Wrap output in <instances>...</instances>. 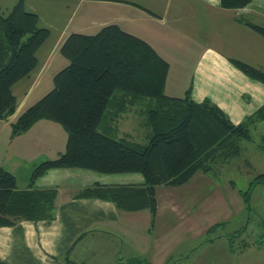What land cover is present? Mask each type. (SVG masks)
<instances>
[{"label":"trees","instance_id":"16d2710c","mask_svg":"<svg viewBox=\"0 0 264 264\" xmlns=\"http://www.w3.org/2000/svg\"><path fill=\"white\" fill-rule=\"evenodd\" d=\"M250 2L220 0V5L240 9ZM244 23L264 38V27ZM49 34V28L41 25L24 0H18L8 12H0V119L15 113L13 86L37 67V50ZM60 53L67 63L54 75L52 89L11 123V132L18 136L38 121H52L67 133L65 149L34 167L26 189H19L15 175L0 167V227L23 220L54 219L58 188H38L35 182L51 169L79 168L101 174L141 173V184L94 183L74 196L106 200L122 211L148 210L152 228L158 186L180 187L198 173H217L242 155L243 143L252 140V130L264 122V104L234 123L211 100L195 101L191 87L183 96L166 94L168 61L147 41L117 24L105 25L95 34H70ZM231 62L264 83V70L235 59ZM135 107L143 117L142 141L130 134L118 135L121 119ZM257 178L264 179V173L253 180L249 190ZM249 190L243 194L246 206ZM225 224L211 225L206 230L207 241L227 236H214ZM245 227L228 236L231 252ZM256 241L264 246V230ZM146 263L142 258L123 262Z\"/></svg>","mask_w":264,"mask_h":264},{"label":"crops","instance_id":"0c3cea01","mask_svg":"<svg viewBox=\"0 0 264 264\" xmlns=\"http://www.w3.org/2000/svg\"><path fill=\"white\" fill-rule=\"evenodd\" d=\"M17 1L0 0V12H8ZM24 3L50 34L37 50V67L13 86L15 113L7 120L0 119V167L15 175L19 189L28 187L36 165L65 149L67 133L52 121H38L18 136H12L11 123L52 89L54 75L67 63L61 45L72 33L95 34L105 25H119L147 41L168 61L166 94L183 96L191 87L195 101L211 100L234 123L264 104V83L248 77L231 62L235 59L264 70V38L244 23L264 27V0H251L240 9L223 8L220 0ZM74 169H51L36 180L38 188H58L55 217L0 227V264H123L121 259L131 258L165 264L172 259L173 224L169 217L165 219L166 206L158 197L163 188H157L158 210L152 229L148 210L122 211L106 200L74 196L94 183L141 184V173L85 170L83 176L92 178L93 183L73 186L70 173L79 174L70 172Z\"/></svg>","mask_w":264,"mask_h":264},{"label":"rangeland","instance_id":"374dc122","mask_svg":"<svg viewBox=\"0 0 264 264\" xmlns=\"http://www.w3.org/2000/svg\"><path fill=\"white\" fill-rule=\"evenodd\" d=\"M140 112L139 107H135L124 115L119 137L130 134L135 140L141 139L137 141L143 140L145 130ZM252 134L253 139L242 145V155L230 165L220 167L217 173H198L182 187H157L163 188L162 193L159 189L158 197L162 206H166L165 219L169 217L173 224L172 259L165 264H264V246L259 247L256 241L264 230V179L257 178L259 181L249 190L253 180L264 173V141L261 140L264 122L259 123ZM80 170L70 171L79 172L78 176L70 173L73 181L70 184L93 183L92 178L83 176L89 170ZM248 190L249 206H246L243 194ZM167 207L174 211L170 213ZM218 222L226 224L216 230L214 236H227L207 241L206 230ZM243 226L246 229L235 238V251L231 252L228 236Z\"/></svg>","mask_w":264,"mask_h":264}]
</instances>
